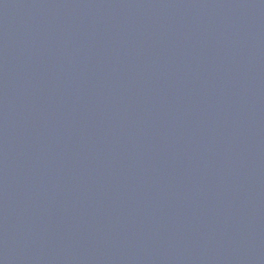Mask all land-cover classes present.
I'll use <instances>...</instances> for the list:
<instances>
[{
    "label": "water",
    "instance_id": "obj_1",
    "mask_svg": "<svg viewBox=\"0 0 264 264\" xmlns=\"http://www.w3.org/2000/svg\"><path fill=\"white\" fill-rule=\"evenodd\" d=\"M0 264H264V0H0Z\"/></svg>",
    "mask_w": 264,
    "mask_h": 264
}]
</instances>
